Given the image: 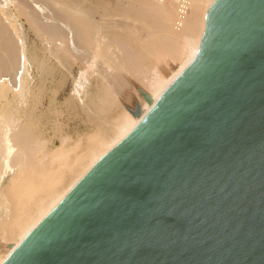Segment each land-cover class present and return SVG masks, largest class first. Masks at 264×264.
Wrapping results in <instances>:
<instances>
[{
  "label": "water",
  "instance_id": "95a60500",
  "mask_svg": "<svg viewBox=\"0 0 264 264\" xmlns=\"http://www.w3.org/2000/svg\"><path fill=\"white\" fill-rule=\"evenodd\" d=\"M8 264H264V0L213 2L196 60Z\"/></svg>",
  "mask_w": 264,
  "mask_h": 264
},
{
  "label": "bare ground",
  "instance_id": "6f19581e",
  "mask_svg": "<svg viewBox=\"0 0 264 264\" xmlns=\"http://www.w3.org/2000/svg\"><path fill=\"white\" fill-rule=\"evenodd\" d=\"M36 1H34L32 10L26 11L25 9V12H28L44 49L57 60L70 55L79 60V75L74 76L71 71L73 76L71 97L84 110L86 107L87 111L93 109L90 102L86 100L90 93L87 90V85L92 82V76H95L96 88H104L102 89L105 91L104 102L105 97L111 93L107 84L110 83V87H112L113 83L115 85V82L124 81L122 79L125 75L115 71L113 65L114 59L116 61L117 58L115 50L117 47L127 48L128 51L125 49L124 51L128 53L129 61L136 65L135 71L138 75L134 74L135 78H133L136 81L132 78L133 80H130L127 85L129 88L126 87L127 90L123 91L125 92L123 97L117 99L115 107L119 112L110 115L107 119L109 125L106 123V125L97 126L96 135L93 133V136L89 135L92 138L89 139L88 147L76 156V163L69 167V172L57 175L55 180L53 179L46 184L47 186L45 185L38 198L26 201L25 211L21 215L11 218L7 213V215L1 216L4 228L1 227L4 232L0 241V264H8L48 214L110 150L141 124L167 89L196 60L200 54L202 40L207 29V15L215 0H67L64 3L50 0L49 2L55 3L54 6L58 9L53 7L50 9L48 4V6L45 5L46 3L42 4L44 0ZM21 3V0H0L1 123H3L4 115L10 107L27 103L33 89L32 67L35 65L40 68L44 62L38 56L31 61L27 44L22 36L23 32L11 18L10 6L14 5L17 9H21L23 7V3ZM152 28H157L162 35L156 34L157 36L149 43L139 36L141 38V40L138 38L139 45L142 49L147 50L148 54L149 51H157L165 45L169 49L170 54L168 55L171 56L169 57L172 61L148 67V64H144L147 58L146 54L132 47L130 42L120 35V32L141 30L145 33ZM121 52L120 54H122ZM129 61L127 60V62ZM146 96H149L151 100H148ZM138 109L141 111L139 115L135 113ZM9 121L10 118L6 119L3 123L6 127L4 126L5 128L2 129V126L0 129V194H5L6 190L12 188L13 184L11 183L16 182L12 181L8 188L10 181L6 182L9 176L7 172L12 170L18 161L21 160V165L24 163L22 161H25L24 149H22L23 152L20 151L21 149H17V138L19 137L20 140L26 131L21 133V129L17 131V128H12L17 124L16 119L13 120L16 122L13 125ZM21 127L23 126L21 125ZM86 127L88 128V126ZM91 127L89 126V128ZM89 128L88 130H90ZM95 128L93 127L94 132ZM79 137L81 139L80 134ZM28 138L30 139V137ZM71 138L70 133L63 135L61 144L52 149L57 151L56 158L64 155L58 151L62 147L64 148L65 142ZM23 139L21 138V140ZM51 153L53 154V151ZM10 178L12 177L10 176ZM4 186L7 188L4 189L5 191L3 190ZM13 193L15 194L14 190Z\"/></svg>",
  "mask_w": 264,
  "mask_h": 264
},
{
  "label": "rangeland",
  "instance_id": "374dc122",
  "mask_svg": "<svg viewBox=\"0 0 264 264\" xmlns=\"http://www.w3.org/2000/svg\"><path fill=\"white\" fill-rule=\"evenodd\" d=\"M21 1L23 3H21L23 6L21 9H17L16 7H14V5L10 6V14L12 15L11 18L13 19L14 24L17 25L23 32L22 36L27 44L28 54L31 61L34 60L36 56H38L41 57L42 61L44 60V62L40 68H37L35 65H33L32 67L31 77H33V89L29 94L27 103L24 105H14L10 107V109H8L4 115L5 118L3 120V123L6 119L8 120L10 118L9 123H12L13 125L15 122L13 120L16 119L17 124H15V126L17 127H11L13 129L17 128V131L21 129V133L26 131V135L23 133V135L20 137V140L19 137L17 138V149H21V152H23L22 149H24L23 153H25V158L27 159L24 158L25 161H22V163L24 162L22 165L21 160L18 161V164L15 163V166L17 165V167L15 168V166H13L14 168L7 172L9 176L6 179V182L10 181L8 185L12 181L16 182L11 183L13 184V186L11 188L10 184L8 186V188L10 187L8 190H6L7 188L5 186L7 185H5L3 188V190H6H4L5 194H0V241L2 240V235L4 232V225L1 216H4L5 214L7 215V213L10 214L11 218L21 215L25 211L24 205L26 204V201L38 198L41 195V192L44 190L43 188L46 184H48L53 179L55 180L57 175L62 174L64 172H69V167L72 164L76 163V156L82 153L88 147L89 139H91L93 135L97 134V126L106 125L107 119L110 117V115L117 114L119 112L118 109L115 107L117 99H121L123 97V93H125L123 91L126 89V87L127 89L129 88V86H127L128 82L130 80L132 81L135 78L134 74L138 75V73L135 71L136 65L132 64V61H129L128 53L124 51V49L128 51L127 48L117 47L115 49L117 56L116 61L113 58L114 69H116L115 71L119 73L121 72L120 74L125 75L126 78L124 77V79H122L124 81L115 82V85L113 83V88L110 87V83L107 84V87L111 89L109 90V92L111 93H109L108 95L106 94L107 96L105 95L106 99L104 102L103 95L105 91L102 90L104 88H96V82L94 80L95 76H92V82L87 85V90H89L90 93L86 97V100L90 102V104L93 106V109H88L90 111H87L86 107L84 110V108H82L80 104L78 105L76 100L71 97V91L73 88L72 74L74 76L79 75L78 58L73 55H70L62 57L60 60H57L56 57L50 55L48 51L44 49L40 37L34 29L32 21L29 15L27 14L28 12H25V9L26 11L32 10L35 4L34 1L36 0ZM39 1L41 2V0ZM49 1L50 0H44L42 1V4L46 3L45 5H49V8L53 7L54 9H58V7L55 8V3ZM65 1L67 0H57V2L59 3H64ZM135 34L137 35V37L135 36ZM156 34L162 35V33L158 31L157 28H152L145 33H143L141 30L131 32H120V35L123 36L128 42H130L132 47L146 54L147 58L146 61H144V64H148V67L157 64H162L166 61H172L170 59L171 56L168 55L170 54L169 49L165 45L164 47H160L157 51H149V54L147 50L142 49L139 45V41L141 40V38H144V41H147V43H149L150 40L154 39L157 36ZM139 36L141 38H139ZM138 38L140 40H138ZM136 41H138L137 44ZM118 49L120 50L118 51ZM120 51H122V54H120ZM127 60L129 62H127ZM71 71L73 72L72 74ZM12 74L14 77L15 71ZM134 80L136 81V79ZM3 123L0 122V129L2 126V129L6 127V125H4ZM21 125L23 127H21ZM107 125H109V122L107 123ZM86 126H88V128L89 126L92 127L89 128L90 130H88ZM84 127L86 128L83 129ZM93 127H96L95 132L93 130ZM69 133L72 138L69 139L68 142H65L66 146H64V148L62 147L63 149L60 147L61 150L58 151L60 152V154L64 153V155L62 157L56 158L57 151L52 149L56 148L61 144V139L63 135H67ZM79 134L81 135V139L79 137ZM28 137H30V139ZM21 138L24 141L21 140ZM52 151L53 154L51 153ZM60 154L58 153L59 156ZM52 156L55 158V160ZM10 176L12 178H10ZM21 179H25L26 181H22ZM14 184H17L18 186H15ZM37 184H39L40 186ZM13 190L15 194L13 193Z\"/></svg>",
  "mask_w": 264,
  "mask_h": 264
}]
</instances>
